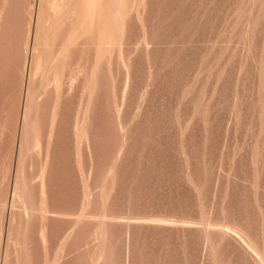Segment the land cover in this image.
I'll return each instance as SVG.
<instances>
[{"label":"rangeland","instance_id":"rangeland-1","mask_svg":"<svg viewBox=\"0 0 264 264\" xmlns=\"http://www.w3.org/2000/svg\"><path fill=\"white\" fill-rule=\"evenodd\" d=\"M86 1L0 0V264H264V0Z\"/></svg>","mask_w":264,"mask_h":264},{"label":"bare ground","instance_id":"bare-ground-1","mask_svg":"<svg viewBox=\"0 0 264 264\" xmlns=\"http://www.w3.org/2000/svg\"><path fill=\"white\" fill-rule=\"evenodd\" d=\"M72 1H73V0H72ZM81 1H82V0H81ZM88 1H89V0H88ZM60 2H61V1H60ZM85 2L87 3L86 0H85ZM85 2H84V5H85ZM62 5H63V4H62ZM86 5L89 6L90 4L87 3ZM69 6H70V5H69ZM73 6H74V5H73ZM81 7H82V6H81ZM84 7H85V6H84ZM86 7H87V6H86ZM79 8H80V7H79ZM75 9H76V8H75ZM86 10H88V9H86ZM59 11L61 12V10H59ZM84 11H85V10H84ZM72 12L74 13L75 11H72ZM76 12H77V11H76ZM85 12H86V11H85ZM67 13H68V12H67ZM83 13H84V12H83ZM90 13H91V12H90ZM35 14H36V13H35ZM68 14H69V13H68ZM87 14H88V12H87ZM36 16H38V15H36ZM58 16H59V15H58ZM60 16H61V15H60ZM65 17H66V14H65ZM71 17H72V15H71ZM87 17H88V16H87ZM36 18H38V17H36ZM72 19H73V17H72ZM70 20H71V19H70ZM36 21H37V20H36ZM84 21H86V19H85ZM36 23H37V25H38V22H36ZM34 30H35V27H34ZM33 37L35 38V33H34ZM32 40H33V39H32ZM33 44H34V42H33ZM34 48H36L35 45H34ZM30 49H31V48H30ZM32 49H33V48H32ZM34 50H35V49H34ZM31 52H32V50H31ZM33 52H34V51H33ZM30 56H31V55H30ZM33 56H34V55H33ZM38 57H39V56H38ZM29 59H32V58L30 57ZM38 59H39V58H38ZM33 60H34V59H32L31 62H34ZM29 61H30V60H29ZM29 61H28V62H29ZM36 61H37V60H36ZM40 62H41V60H40ZM29 63H30V62H29ZM32 64H33V63H32ZM34 64H36V63L34 62ZM34 64H33V65H34ZM40 64H41V63H40ZM39 66H40V65H39ZM35 69H36V68H35ZM33 70H34V69H33ZM37 71H38V70H37ZM32 72H33V71H32ZM23 107H24V105H23ZM21 119H22V118H21ZM24 119H25V118H24ZM18 144H19V143H18ZM20 157H21V156H20ZM15 163H16V162H15ZM17 166H18V165H17ZM14 171H15V170H14ZM16 171H17V172H16ZM16 171H15V172H16L15 174H16V176H17L18 170H16ZM13 174H14V173H13ZM15 174H14V175H15ZM12 187H13L14 189L16 188V183H15V182H14V186H12ZM11 198H12V194H11ZM12 202H13V199H11V206H12V204H13ZM18 206L21 207V210L23 211V212H21V213H23V215H24V214H27V213H26L25 205H24V203L22 202V200H20V199L18 200ZM26 207H27V206H26ZM11 208H12V207H11ZM21 210H20V211H21ZM27 215H28V214H27ZM27 215H24V216H27ZM53 255H54V254H53ZM54 257H55V256H54ZM54 257L52 258L53 260H55ZM46 264H47V263H46ZM50 264H53V263H50ZM56 264H57V263H56Z\"/></svg>","mask_w":264,"mask_h":264}]
</instances>
